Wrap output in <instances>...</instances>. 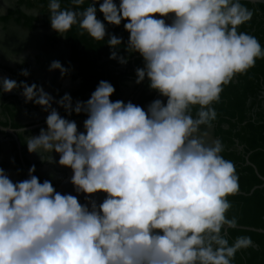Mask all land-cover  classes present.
<instances>
[{
	"label": "clouds",
	"instance_id": "9594fccd",
	"mask_svg": "<svg viewBox=\"0 0 264 264\" xmlns=\"http://www.w3.org/2000/svg\"><path fill=\"white\" fill-rule=\"evenodd\" d=\"M67 2L47 0L51 30L67 39L75 26L79 37L106 41L121 66L138 55L134 83L155 97L146 105L112 100L116 88L102 79L87 100L57 99L42 84L0 75V96L19 90L47 113L38 134L0 132L22 133L29 154L69 169L75 193L41 182L35 164L17 181L0 166V264H235L253 241L237 235L230 243L239 174L208 130L225 87L264 60L257 37L240 31L254 11L244 0ZM120 27L126 39L110 31ZM55 70L63 79L72 68L53 60ZM74 115L86 117L83 130Z\"/></svg>",
	"mask_w": 264,
	"mask_h": 264
},
{
	"label": "trees",
	"instance_id": "16d2710c",
	"mask_svg": "<svg viewBox=\"0 0 264 264\" xmlns=\"http://www.w3.org/2000/svg\"><path fill=\"white\" fill-rule=\"evenodd\" d=\"M244 2L249 9L254 11V15L250 22L240 27V31L254 35L264 46V4ZM61 6L62 8L69 7L67 0H61ZM98 15L100 14L98 13ZM0 24L3 25L4 30H8L11 25L29 30L43 27L51 31L45 36L48 46L56 48L61 44L66 45L69 50L70 62L78 66V69L71 74L72 79L78 81V87L73 90V95L82 98L90 96L98 82L103 79L115 86L116 93L112 97L119 98V95L127 87H130L131 97L129 99L138 104L146 105L155 97V93L149 92L146 85L134 83V69L141 64L138 55H133L126 66H121L116 61L109 59L110 50L105 44L106 41L95 42L87 36L79 37L76 35L75 26L68 33L67 39L59 37L50 28L47 0H16L5 15H0ZM110 31H114L117 35H123L125 39L128 35L122 27L110 28ZM120 47L123 48L124 45ZM37 57V59L41 58ZM14 79L25 80L29 84L33 83L19 73L14 75ZM34 82L40 84L39 81ZM262 91H264V60H257L256 66L250 69L246 75L237 76L231 84L225 87L220 102L214 105L217 119L213 122V134L224 145L222 153L224 158L233 161L236 166L239 174V192L249 193L254 186L263 183L254 167L246 164L248 155L250 162L264 177V96H262ZM2 106L5 113L11 116L12 122L0 119L1 125L19 129L33 124V122L23 124L15 120L20 109H36L37 106L32 103L25 104L24 101H20L15 95H12L2 99ZM81 117L84 115H74L71 118ZM35 131L38 130L35 129ZM0 133L13 138L10 133ZM12 145L13 149L17 150L16 140H12ZM18 163L20 165V162ZM31 165L29 164V166ZM229 200L232 203V209L228 213L229 218L233 215L236 216L239 226L264 229V186L255 189L252 194L238 193L235 196H230ZM237 235L251 236L253 247L238 252L235 264H264V233L240 227L239 229H229L230 243Z\"/></svg>",
	"mask_w": 264,
	"mask_h": 264
},
{
	"label": "rangeland",
	"instance_id": "374dc122",
	"mask_svg": "<svg viewBox=\"0 0 264 264\" xmlns=\"http://www.w3.org/2000/svg\"><path fill=\"white\" fill-rule=\"evenodd\" d=\"M16 0H0V14L13 7ZM51 33L50 30L37 27L33 30L25 29L16 25H11L8 30H4L2 24H0V62L8 65H17L18 63L11 62L8 57H15L19 60L22 55L25 59L30 57L32 68L36 71L35 74L44 82L45 91L50 93L51 87L58 86L60 83L64 84V90L70 93L74 90L78 83L74 82L70 75L61 79L59 70L48 71V67L51 61L59 60L65 67L69 66V50L66 45L53 48L46 44L45 36ZM37 56H41V61L38 64ZM38 58V57H37ZM72 71L75 72L78 69L77 64L70 62ZM70 73V74H71ZM15 91V90H14ZM13 91V92H14ZM130 87L124 89L119 98H111L112 100L122 99L124 101L130 100L131 97ZM51 94V93H50ZM56 106L55 104L53 105ZM62 114V109H59ZM47 113L42 112H22L19 116V120L22 122H30L40 117L46 116ZM83 130V125H79ZM11 145L3 135L0 134V161L4 159H11ZM37 156V155H36ZM35 156V157H36ZM14 181L21 180L19 175H10ZM44 179H49L48 174L42 172Z\"/></svg>",
	"mask_w": 264,
	"mask_h": 264
},
{
	"label": "flooded vegetation",
	"instance_id": "af4514ba",
	"mask_svg": "<svg viewBox=\"0 0 264 264\" xmlns=\"http://www.w3.org/2000/svg\"><path fill=\"white\" fill-rule=\"evenodd\" d=\"M6 13H7V11L4 12V13H1L0 15H5ZM36 59H37V57H36ZM40 59L41 58L37 59L38 64L41 61ZM21 68L29 69L31 74H30V76L25 77L26 79H28L29 82L39 81L40 84H42L43 86L45 85L44 82L35 74L36 71L31 66L30 57L28 59H25L23 64L18 63L17 65H8V64L0 62V75H3L5 77H9V78L14 79V75L19 73ZM73 73H71V74H73ZM71 74H70V76H72ZM73 81L78 83V81H76V80H73ZM77 87H78V85H77ZM64 89H65L64 88V84L60 83L58 86L51 87L50 93L53 96H55L57 99H59V97L62 96L65 93ZM70 94L73 97L74 101L77 100V99H79V100H87L89 98V96H87L86 98H82V97L73 95V90L70 92ZM12 95H15L18 98V100L24 101V98L20 95V91L19 90H15L14 92H12L10 94L6 93L3 96H0V119L2 121H7L9 123L12 122V119H11V116L8 115L7 113H5V111H4L3 106H2V99L6 98L8 96H12ZM262 96H264V91H262ZM111 98H116V97H111ZM134 103H137V102H134ZM11 106L14 107V105H12V104H11ZM22 112L32 113V112H42V110L39 108V106H37V108L33 109V110H29L28 108H22V109H20L17 112V114L15 116V120H17V121H19V122H21L23 124H27V123H30V122L32 123L33 122V124H29L27 126L34 125V124H41V125L33 128V129H28L30 131L26 132L25 135L38 134L39 129L41 127H46V124H42L43 122H45V117L46 116H43V117H40L38 119L32 120L30 122H25L24 123V122H22V121H20L18 119L20 117L19 115ZM61 115H64L63 109H62V114ZM85 118L86 117L84 116V117H81V118H78V119H75V118L74 119L77 121L78 125H81L82 121ZM24 127H26V126H24ZM35 129H37L38 131H35ZM208 131H209L208 139L210 141L213 140V139H217L214 136V134H213V126ZM6 133H8V132H6ZM0 134L3 135L7 140H9L10 145H11V153H12L11 159H4V160L0 161V165H2V167L6 171H8L10 173V175H17L16 174L17 169H21L22 171L20 172L19 176H20V178L22 180V179L26 178L27 170L30 167L29 164H36L37 171H36L35 174L40 178L41 182L43 181L42 172H44V173L48 174V178L52 180V183L54 184V186L57 188L58 191H60L62 193L72 192V185L70 183H68V178L71 175V172H70L69 169L60 168L58 166L49 165V164H46V163H41V161H40L38 156H36L35 154H29L27 152L26 145L23 143V141H24L23 134H21L20 136L17 133H16V135L12 134L13 138L5 135L4 133H0ZM13 139L16 140V142H17V150L13 149V145H12V140ZM13 159H14L15 163L11 162ZM57 159H58V156H57ZM18 162H20V165H19ZM50 172L54 173V176H50L49 175ZM72 194L75 195L74 192H72ZM102 197H103V194H100V198L101 199H102ZM81 201H83V197H81Z\"/></svg>",
	"mask_w": 264,
	"mask_h": 264
},
{
	"label": "water",
	"instance_id": "95a60500",
	"mask_svg": "<svg viewBox=\"0 0 264 264\" xmlns=\"http://www.w3.org/2000/svg\"><path fill=\"white\" fill-rule=\"evenodd\" d=\"M244 1H247V2H251V3H262L264 4V0H244ZM42 124H45V122H43ZM41 124H34V125H30V126H26L27 129H33L37 126H39ZM0 126L4 127V128H11V127H6V126H3L0 124ZM11 129H15V128H11ZM3 132H8V133H11V134H14L16 135V132L14 130H8V131H3ZM246 164L248 165H252L256 171V173L258 174V176L262 179L263 183L260 184V185H256L254 186L249 193H244V192H238V193H242V194H252L254 192L255 189L259 188V187H263L264 186V177L261 176L256 168L255 165H253L250 160L248 159V155L246 156ZM240 228H244V229H249V230H254V231H259V232H262L264 233V229H256V228H253V227H247V226H239Z\"/></svg>",
	"mask_w": 264,
	"mask_h": 264
}]
</instances>
